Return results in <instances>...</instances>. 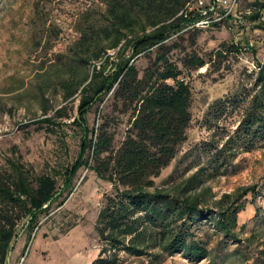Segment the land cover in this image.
<instances>
[{
	"label": "trees",
	"instance_id": "16d2710c",
	"mask_svg": "<svg viewBox=\"0 0 264 264\" xmlns=\"http://www.w3.org/2000/svg\"><path fill=\"white\" fill-rule=\"evenodd\" d=\"M192 2L99 0L97 22H92L90 10L83 15L85 24L78 29L79 39L65 57H57L59 62L65 59L69 63L66 67L72 63L84 67L100 63L92 66L90 80L61 84L65 101L79 97L78 115L73 122L81 134L79 159L63 174L61 187L47 175L31 179L21 164L8 162L10 172L0 169V264H7L22 232L33 231L41 215L54 204H61L65 194L70 195L78 171L88 167L84 160L88 152L96 162L92 171L113 186L97 218L95 230L101 249L91 264H121V253L130 259L150 261L179 253L199 262L210 253L197 237L203 221L214 223L216 234L241 244L237 219L243 198L252 190L223 195L209 206L205 186L227 175L238 156L264 149V64H257L258 73L252 83L240 84L209 108L205 115V123L213 131L209 141L184 156L195 154L196 172L183 177L179 184L171 176L167 188H158L154 182L176 158L191 123L190 86L180 80L183 72L169 60L164 48L173 35L203 19L200 10L190 8ZM255 4L264 9V1ZM222 47L228 54L240 52L233 45ZM155 48L160 51L156 62L140 77L135 59ZM223 51L216 55L223 56ZM109 65L112 70L106 73ZM205 65L197 56L184 61V68L193 71ZM112 93L132 109L127 136L115 151L105 132L96 136L86 126L87 115ZM254 237L253 233L245 241L251 242ZM244 257L231 253L224 263L232 259L244 263Z\"/></svg>",
	"mask_w": 264,
	"mask_h": 264
},
{
	"label": "rangeland",
	"instance_id": "374dc122",
	"mask_svg": "<svg viewBox=\"0 0 264 264\" xmlns=\"http://www.w3.org/2000/svg\"><path fill=\"white\" fill-rule=\"evenodd\" d=\"M201 1L202 5L200 0H193L190 8L205 12L213 5V0ZM255 1L264 0H239L222 21H218L221 13L204 15L165 43L164 52L183 72L180 80L191 89V123L176 158L154 180L156 187L167 188L171 176L179 184L196 172L195 154L184 156L209 141L213 132L205 123L209 108L240 84L252 83L257 64H264V9ZM89 10L92 22H97L99 0H0V169L10 172L8 162L21 164L31 179L47 175L61 187L63 174L78 161L81 134L73 122L79 97L65 101L61 84L90 80L92 66L100 63L66 67L68 62H59L57 57H65L79 39L78 29L85 24L82 17ZM225 45H233L240 52L228 54L222 47ZM219 50H224L223 56L216 55ZM159 53L155 48L135 59L140 77L153 66ZM190 56L202 58L206 65L196 71L184 68ZM111 70L109 65L106 73ZM46 118L50 123H38ZM131 119V107L112 93L87 115L86 126L96 136L105 132L115 151L124 142ZM234 120L237 117L229 122ZM84 160L88 167L78 171L70 195L65 194L61 204H54L41 215L33 231L19 235L9 264H90L97 258L101 243L96 222L113 186L92 171L96 164L92 152ZM205 187L209 206L223 195L252 190L243 198L237 219L241 244L216 234L214 223L203 221L197 237L210 251L206 259L196 262L178 253L150 261L130 259L121 253V264H264V149L238 156L227 175ZM253 233L254 239L245 241ZM235 252L245 256L244 263L242 259L224 263L226 256Z\"/></svg>",
	"mask_w": 264,
	"mask_h": 264
},
{
	"label": "built area",
	"instance_id": "2783aa9c",
	"mask_svg": "<svg viewBox=\"0 0 264 264\" xmlns=\"http://www.w3.org/2000/svg\"><path fill=\"white\" fill-rule=\"evenodd\" d=\"M239 0H213V5L210 9L206 10L205 12H202V16L207 15L209 13H216L220 15L219 13L223 14V16H219L218 21H222L225 18H227L231 12H233L238 4ZM203 2L200 0V5H202Z\"/></svg>",
	"mask_w": 264,
	"mask_h": 264
},
{
	"label": "water",
	"instance_id": "95a60500",
	"mask_svg": "<svg viewBox=\"0 0 264 264\" xmlns=\"http://www.w3.org/2000/svg\"><path fill=\"white\" fill-rule=\"evenodd\" d=\"M10 255H11V252L9 253V257L7 259V264H9V262H10Z\"/></svg>",
	"mask_w": 264,
	"mask_h": 264
},
{
	"label": "crops",
	"instance_id": "0c3cea01",
	"mask_svg": "<svg viewBox=\"0 0 264 264\" xmlns=\"http://www.w3.org/2000/svg\"><path fill=\"white\" fill-rule=\"evenodd\" d=\"M94 260H95V259H93V261H94ZM93 261H92V262H93ZM92 262H91V263H92ZM91 263H90V264H91Z\"/></svg>",
	"mask_w": 264,
	"mask_h": 264
},
{
	"label": "bare ground",
	"instance_id": "6f19581e",
	"mask_svg": "<svg viewBox=\"0 0 264 264\" xmlns=\"http://www.w3.org/2000/svg\"><path fill=\"white\" fill-rule=\"evenodd\" d=\"M66 247V246H65Z\"/></svg>",
	"mask_w": 264,
	"mask_h": 264
}]
</instances>
